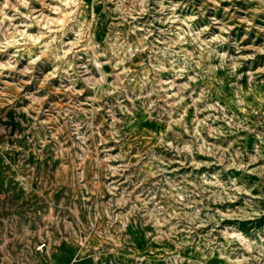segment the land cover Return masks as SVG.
Masks as SVG:
<instances>
[{
  "label": "rangeland",
  "instance_id": "1",
  "mask_svg": "<svg viewBox=\"0 0 264 264\" xmlns=\"http://www.w3.org/2000/svg\"><path fill=\"white\" fill-rule=\"evenodd\" d=\"M0 264H264V0H0Z\"/></svg>",
  "mask_w": 264,
  "mask_h": 264
}]
</instances>
